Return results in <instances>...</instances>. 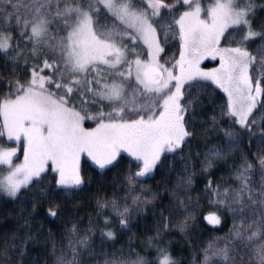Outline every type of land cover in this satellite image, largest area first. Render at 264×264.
<instances>
[{
  "label": "snow or ice",
  "instance_id": "6c2138e0",
  "mask_svg": "<svg viewBox=\"0 0 264 264\" xmlns=\"http://www.w3.org/2000/svg\"><path fill=\"white\" fill-rule=\"evenodd\" d=\"M257 10L255 0H0V136L17 145L0 147V166L7 168L0 194L31 204L33 212L46 200L53 219L64 212L75 216L55 198L71 203L90 186L82 155L104 172L127 152L128 166L114 174V180L122 176L126 193L162 172L169 155L181 162L179 171L175 163L168 166L167 201L142 185L151 199L132 196L129 203L125 195L121 206L98 195L96 219L84 231L72 223L61 235L66 251L57 253L54 237L47 241L53 264H181L163 236L173 216L183 217L178 226L185 231L196 218L193 210L209 226L232 221L224 236L215 237L222 243L209 242L198 254V264H264V113L256 118L258 106L264 109V20L257 30ZM205 57L218 59V66L202 68ZM213 86L223 95L204 120L203 94ZM197 137L220 139L193 151L189 145ZM20 151L23 160L15 164ZM201 156L203 196L193 198L197 170L189 162ZM220 161L235 173L237 187L222 190L209 174ZM49 167L53 181L42 184ZM154 201L160 220L143 246L156 255L129 247L135 259H128L123 248L106 251L105 242L117 238L108 227L111 216L131 231L133 214ZM35 238L30 232L13 236L11 246L6 239L0 264H38L23 259Z\"/></svg>",
  "mask_w": 264,
  "mask_h": 264
},
{
  "label": "trees",
  "instance_id": "16d2710c",
  "mask_svg": "<svg viewBox=\"0 0 264 264\" xmlns=\"http://www.w3.org/2000/svg\"><path fill=\"white\" fill-rule=\"evenodd\" d=\"M255 3L258 6L256 23L257 30H259L258 25L260 21L264 20V11H260L259 7L264 6V0H255ZM255 43L258 44L260 41L256 40ZM254 46L255 45L253 44L249 47L252 48ZM206 64L209 65L211 63L209 62ZM4 90L6 91L7 89ZM218 94L223 95L222 90L215 88V86L204 92L203 101L206 108L204 110L205 114L200 117L201 119L207 120L208 116L213 114L212 106L220 102L217 98ZM262 113H264V109L258 106V109L256 110V118L259 119ZM0 120H2V118H0ZM197 127H199V125ZM209 135L211 136V134ZM219 139V137H215L205 142L202 138L197 137V140L191 141L189 146L193 151H203L206 147L216 145ZM6 143L5 136H0V146H3ZM10 144L11 142L9 141V145ZM19 153L17 155H19ZM236 155L239 156V153L237 152ZM203 159L204 157L201 156L199 160L194 158L193 161L189 162H195L197 170V175L194 177L195 183L193 184L191 191L193 198L203 196L200 189L205 183V177L198 171L200 168V161ZM130 160V157L123 156L120 158V163L117 164L116 167L104 172H101V170L96 169L87 162L84 164L83 173L92 178L90 186L87 187L83 193L79 194L71 203H68L66 200L55 198L57 204L65 209H70L72 212H75V216L71 215L69 212H64L53 219L47 215L46 210L51 207V205H49L46 200L41 201L37 206V211L33 212L31 204L22 203L15 198L13 199L0 195V252L3 251L6 239L9 246H11V238L13 236L17 239H23V234L30 232V234L36 238L28 243L26 249L27 255L23 259L26 262L31 259H36L38 264H53V260L55 259V257L51 255L53 243L57 253L66 251V249H62L61 247V235H67V229L71 227L72 223H79V231H84L89 226L90 218L93 220L96 219L95 213L97 209L95 205L98 195L99 197H107L109 201L115 198L121 206L124 204V201L121 198L125 195L129 196V203L132 196H138L141 201H143L145 197L151 199L150 194L140 191V186L142 185L145 188L153 189L154 192L158 191L162 193L161 199L167 201V191L170 190L171 187V185H169L168 189L165 188L168 166L171 163H175L177 171H179L181 162L174 161V158L169 155L165 161L162 172H157L154 179L142 180L141 185H138L134 192L126 193L124 190L126 186L122 183V176L116 177L114 180V174L126 168ZM227 163H233L232 159L229 158ZM132 170L136 171V167L133 166ZM47 173L48 174L44 176L43 181H41L42 184L53 181L55 173L52 170L47 171ZM209 174L215 179L216 183L222 185V190L223 187L238 186L235 182V173L229 172L225 167L224 161L217 162L214 167L209 170ZM100 175L105 177L104 182L97 179ZM175 180L176 177L173 175L172 182L175 183ZM213 186H215V184ZM153 204L155 207H153ZM201 205L206 210H214L209 208L205 199L201 200ZM159 208V202L154 201L146 206L145 210L140 214L134 213L130 220L131 231L121 229L115 216H111L113 224L108 227L117 233V238L114 241H106L104 249L111 252L114 248H123V255L128 259H135V256L129 255V247L132 251L137 252L142 256H147L149 258L154 257L156 255L155 251L146 249L143 245H147L148 237L155 234V225L160 220ZM110 212L111 209L104 212L101 219H103V216L110 215ZM154 212L156 214H154ZM165 215H167V213H165ZM193 216L196 218L193 221H189V226L185 231H181L178 226V221L183 219V217L173 216L172 224L170 225L172 230L163 236L165 246L169 248L174 258L178 259L181 264H198V254L207 247L209 242L222 243V241H215V237L224 236L232 224L231 219H228L223 227L209 226L202 220V218H200L198 210H193ZM25 219L28 220L27 225H25ZM100 227L103 228V225H100ZM51 237L55 238L54 242L47 243ZM130 240L131 245H129ZM63 243L66 244L68 241L64 240ZM99 244V233H97V250H99ZM20 250L21 246L17 245L16 252L19 253ZM117 255L121 254L117 253ZM9 256L12 259H17V256L12 255L11 252L9 253Z\"/></svg>",
  "mask_w": 264,
  "mask_h": 264
},
{
  "label": "rangeland",
  "instance_id": "374dc122",
  "mask_svg": "<svg viewBox=\"0 0 264 264\" xmlns=\"http://www.w3.org/2000/svg\"><path fill=\"white\" fill-rule=\"evenodd\" d=\"M202 2L205 3V4H207V3L210 2V0H204V1L202 0ZM209 62L211 64H209V65L206 64V63H209ZM218 64H219V60L218 59L213 60L212 57H205V59L201 61V67L204 68V69H212V68H215V67L218 66ZM85 126L86 127H94V124L87 123ZM4 136H5V140H6L7 143L4 144L3 146H0V147H3V148H12V147H16L17 146L14 141H10L11 144L9 145V139H8L7 135L5 134ZM123 156L129 157V154L127 152H123L122 151L121 157H123ZM17 157L18 158L14 159V161H13L15 164H18V163H20L23 160V153H22V151H20V156L17 155ZM86 162L89 163L90 165H92L93 167L97 168L96 166H94L92 164V162L90 161L89 158H87L86 155H82L81 156V168H82V171H83V166H84V164ZM49 170H52L51 167H49L46 171H49ZM6 172H7V168L5 166H0V178H2L4 175H6ZM0 195H2V194H0ZM2 196H4V195H2ZM5 197H7V196H5ZM8 198H11V197H8ZM156 228H157V223L155 225V229Z\"/></svg>",
  "mask_w": 264,
  "mask_h": 264
}]
</instances>
